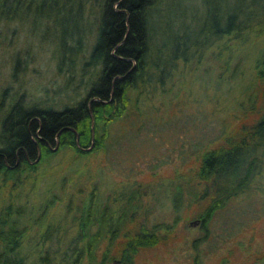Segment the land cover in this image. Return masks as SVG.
<instances>
[{"label":"trees","instance_id":"trees-1","mask_svg":"<svg viewBox=\"0 0 264 264\" xmlns=\"http://www.w3.org/2000/svg\"><path fill=\"white\" fill-rule=\"evenodd\" d=\"M91 1L97 0H0V24L19 22L30 32L51 25L58 30L62 59L69 51L73 62L74 50L81 53V22L87 21L84 9ZM177 2L98 0L89 52L81 57L78 86L84 85V97L56 108L47 101L26 103L19 95L1 117L0 177L8 180L62 150L72 151L75 160L109 150L110 128L118 121L127 119L129 126L140 119L163 124L153 112L176 98L177 90H187V98L199 102L193 89L196 74L206 104L203 119L221 126L201 142L191 174L158 186L156 196L151 187L136 186L126 194L111 191L105 197L94 187L73 210L76 234L68 251L61 259L48 255L47 240L42 239L34 252L35 264H133L140 250L163 244L175 227V221L147 223L162 190L171 191L175 213L184 209L197 218L202 236L192 241L191 263L204 264L198 246L209 239L214 215L240 196L263 194L264 0H205L201 15L180 11ZM72 18L80 28L76 34L63 28L62 22ZM67 40L78 46H66ZM14 62L11 76L18 58ZM155 96L161 107L150 104ZM92 133L93 147L85 150ZM56 140L58 147L52 151L47 145L54 146ZM37 152L39 161L30 164ZM147 195L153 200L145 205L142 199ZM3 209L0 264H29L18 226L25 212L14 202ZM252 264H264V256Z\"/></svg>","mask_w":264,"mask_h":264},{"label":"rangeland","instance_id":"rangeland-1","mask_svg":"<svg viewBox=\"0 0 264 264\" xmlns=\"http://www.w3.org/2000/svg\"><path fill=\"white\" fill-rule=\"evenodd\" d=\"M97 1L86 3L84 16L87 21L81 22V53L75 54L74 50L73 62L68 58L69 51L62 59L58 30L51 25L30 32L19 22L0 24V120L19 95L26 103L47 101L56 108L84 97V85L78 86L81 57L89 52ZM177 5L180 11L188 14L201 15L206 11L205 0H178ZM72 19L62 22L63 28L76 34L79 24ZM66 46L78 45L67 40ZM16 58L15 76H11ZM199 76L196 74L193 80L194 94L199 102L189 100L187 90H177L178 100L170 97L168 105L153 112V116H161L163 124L151 119L142 123L140 119L129 126V120L124 119L111 126V146L107 151L75 160L72 151L62 150L14 180L0 177V212L9 202L25 212L18 226L23 229L21 242L29 264L36 263L34 252L39 250L42 239L47 240L44 245L48 255L55 254L59 259L64 256L76 234V224L71 220L73 210L88 199L94 187L97 195L103 192L105 197L111 191L116 194L126 190V194L136 186L151 187L156 196L158 186L172 185L179 176L191 174L198 164L201 142L216 135L221 128L218 122L211 120L209 125L207 119H203L206 104L202 102L201 81L196 80ZM3 89L5 93L1 94ZM155 98L152 97L150 104L160 106V100ZM162 191L159 201L150 207L152 212L148 214L147 223L175 221V227L163 244L140 250L133 264H192V241L202 236L199 223L191 225L197 218L184 209L175 213L171 191ZM152 200L147 195L142 203L147 205ZM116 205L113 204V208ZM39 224L46 227L44 231ZM209 236L198 246L204 264L259 262L264 256V189L263 194L240 196L220 209L209 223Z\"/></svg>","mask_w":264,"mask_h":264},{"label":"water","instance_id":"water-1","mask_svg":"<svg viewBox=\"0 0 264 264\" xmlns=\"http://www.w3.org/2000/svg\"><path fill=\"white\" fill-rule=\"evenodd\" d=\"M92 129H93V124H92ZM58 144H59V142H58V140H56L55 147L52 150H55L58 147ZM92 145H93V133H92V137H91V145L89 147L85 148V150H89L92 147ZM40 156H41L40 152H37L36 158L33 161H31V163L39 161ZM193 224H195V222H193Z\"/></svg>","mask_w":264,"mask_h":264},{"label":"flooded vegetation","instance_id":"flooded-vegetation-1","mask_svg":"<svg viewBox=\"0 0 264 264\" xmlns=\"http://www.w3.org/2000/svg\"><path fill=\"white\" fill-rule=\"evenodd\" d=\"M46 145H47V144H46ZM47 146H48L51 150L55 147V145H54V146H51L50 144H48ZM56 149H57V148H56ZM56 149H55V150H56ZM55 150H52V151H55ZM26 158H27V160H29L28 157H26ZM31 161H33V160H29L30 164H32ZM34 163H35V162H34ZM17 164H18V163H17Z\"/></svg>","mask_w":264,"mask_h":264}]
</instances>
